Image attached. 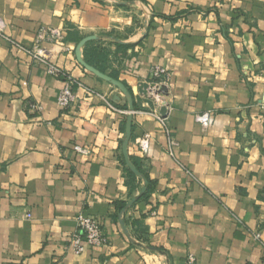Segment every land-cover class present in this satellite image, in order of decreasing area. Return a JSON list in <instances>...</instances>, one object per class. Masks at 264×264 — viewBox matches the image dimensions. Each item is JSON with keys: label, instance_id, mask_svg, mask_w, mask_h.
<instances>
[{"label": "crops", "instance_id": "0c3cea01", "mask_svg": "<svg viewBox=\"0 0 264 264\" xmlns=\"http://www.w3.org/2000/svg\"><path fill=\"white\" fill-rule=\"evenodd\" d=\"M0 18L26 48L63 30L43 46L78 83L60 108L63 79L0 37V264H264V0H0ZM80 214L107 242L76 254Z\"/></svg>", "mask_w": 264, "mask_h": 264}, {"label": "built area", "instance_id": "2783aa9c", "mask_svg": "<svg viewBox=\"0 0 264 264\" xmlns=\"http://www.w3.org/2000/svg\"><path fill=\"white\" fill-rule=\"evenodd\" d=\"M0 37L7 40L11 45L19 49H24L30 56L34 59L36 63L45 67L46 72L56 78H61L64 81V86L60 91L57 102L60 108L68 109L76 101V96L73 92V86L78 84L72 76H70L64 69L60 68L56 64L52 63L48 58V51L44 48L43 43L49 41L51 43H56L60 45L65 44V35L63 30L60 28H42L36 36L34 45L31 48H26L21 46L19 43L15 42L13 39L8 38L5 35V23L0 18ZM151 81L158 82L160 84H167L170 80L169 72L162 67H154L150 72ZM109 107L117 110L112 104L108 103ZM31 111H40L41 107L36 103H30L29 105ZM157 118L163 123L164 118L160 115H156ZM196 122L204 130H208L215 121V114L212 112H204L197 114ZM164 124V123H163ZM168 132L171 131L167 128ZM151 135L149 133H144L141 137L138 138L137 144L140 148V152L145 157L148 156L150 150ZM170 154L174 155L172 146H176V141L171 137L170 139ZM74 151L81 154H86L87 150L81 146L76 145ZM77 229L71 235V246L76 254H82L85 251L86 246L91 248H97L106 244L107 240L104 235V230L102 229L101 222L94 217L86 216L80 214L76 218ZM259 237V235H256ZM186 264H199L194 255H188L186 259Z\"/></svg>", "mask_w": 264, "mask_h": 264}, {"label": "water", "instance_id": "95a60500", "mask_svg": "<svg viewBox=\"0 0 264 264\" xmlns=\"http://www.w3.org/2000/svg\"><path fill=\"white\" fill-rule=\"evenodd\" d=\"M161 114H162L163 116H166V110H165L164 108L161 110Z\"/></svg>", "mask_w": 264, "mask_h": 264}]
</instances>
